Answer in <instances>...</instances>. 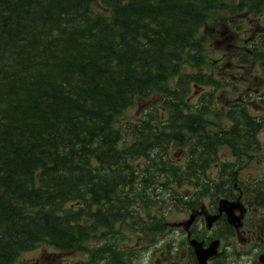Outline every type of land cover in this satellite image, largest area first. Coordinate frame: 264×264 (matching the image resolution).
Returning a JSON list of instances; mask_svg holds the SVG:
<instances>
[{
  "label": "trees",
  "instance_id": "16d2710c",
  "mask_svg": "<svg viewBox=\"0 0 264 264\" xmlns=\"http://www.w3.org/2000/svg\"><path fill=\"white\" fill-rule=\"evenodd\" d=\"M95 1L104 11L93 10ZM261 1L231 7L228 0H0V264H14L40 244L85 251L84 264H120L119 246L90 248L86 241L124 223L148 235L165 229L155 216L140 218L142 205L129 209L131 195L120 194L138 176L131 160L147 159L142 184L154 168L167 179L193 181L218 147L246 151L261 124L244 104L228 108L229 129L209 122L217 114L213 95L225 87L184 66L203 62L199 30L218 24L216 14L259 15ZM252 51V59L263 58ZM191 82L213 89L197 105L187 100ZM154 92L169 109L167 127L154 131L146 122L119 148L115 118ZM172 141L189 145L185 169L164 156ZM135 196L144 194L137 189Z\"/></svg>",
  "mask_w": 264,
  "mask_h": 264
},
{
  "label": "rangeland",
  "instance_id": "374dc122",
  "mask_svg": "<svg viewBox=\"0 0 264 264\" xmlns=\"http://www.w3.org/2000/svg\"><path fill=\"white\" fill-rule=\"evenodd\" d=\"M249 25L250 26H248V32L246 35L247 38L254 31H256L257 33L262 30L264 26V16H260L258 19L250 21ZM229 41H231L232 43L228 42L229 44L227 43L225 45L226 41L223 39L220 32H218L217 30H213L209 34L208 43L206 45L210 61H213L215 66H207L203 68L202 71L211 72L212 74L217 76L220 81H225L226 79L230 78V73L226 72V69H229L227 63L234 60L236 56V49L233 46L234 39ZM250 42H257L256 37L255 39L253 38L252 40H250ZM190 70L192 69L189 68V71ZM248 74L249 73H246V76ZM257 75H261L260 72H257ZM241 79L245 81V79ZM253 79L254 80L250 82L246 81L243 86L245 88L249 87L251 90L257 88L258 92H264V76H262V78L253 77ZM231 81L233 84L240 83V79H232ZM209 89L210 88L208 86L198 88L194 87V85L191 84V96L189 97V100L196 103L200 99L201 95ZM226 92L227 91H224L223 94ZM235 94L236 95L233 94L232 98L240 97V95H238L237 93ZM232 98H227L225 95H219L218 100L220 102V105H222L226 100ZM257 99L258 96H256V94L252 92L251 101L254 102L255 105H249V109L255 116L261 117L264 115V110L257 102ZM159 100L160 98L156 96L146 100L139 99L128 110H126L119 119H117L116 126L122 129L125 139L130 140V135L126 129V125L128 122L138 121L142 119L146 113L154 109H160L163 111V109L159 107ZM261 139L264 144V130L261 132ZM171 154L177 161L184 159L183 157L185 156L184 151L179 150L176 146L171 149ZM219 155L224 161H226L227 159L230 161L233 158L231 156L230 150H228L227 148H222L219 151ZM241 174L243 177L247 178L262 176L264 174V154L257 153L256 156L247 163V166H245V168L241 171ZM187 190V188L181 189L182 192H186ZM159 191L160 189L157 190V193ZM153 198H158V195H153ZM152 201L156 203V207H161V209H159V214L167 211L166 213L168 226L165 233H158L152 237L150 235L143 234L141 232L140 226H138V228L136 229L134 227H129L126 223H124L117 226L116 230L118 231V233L116 234V237L109 240L110 242L118 244L121 248L128 249L132 252L133 259L128 264H156V257L159 256L157 252H160V250H155V248L159 245L160 241L163 238L167 240L169 237H176L180 241V243L183 244L181 241V231H179V229H177L176 227L171 226L170 224L175 223L182 218H186L187 213L180 212V210L175 209L174 211H172V213H169L168 211L171 207H166V204L170 203L169 196L157 200L152 199ZM208 203H211V201H208V199L203 200V204L208 205ZM257 210V208H254L251 212L250 218L246 219V224L248 227L260 226ZM90 242H92V244L103 243V241L99 239H93ZM86 259V256H84V254L79 251L72 250L57 252L46 244H40L39 246L31 250L22 252L15 264H78L79 261Z\"/></svg>",
  "mask_w": 264,
  "mask_h": 264
},
{
  "label": "flooded vegetation",
  "instance_id": "af4514ba",
  "mask_svg": "<svg viewBox=\"0 0 264 264\" xmlns=\"http://www.w3.org/2000/svg\"><path fill=\"white\" fill-rule=\"evenodd\" d=\"M212 204L207 209L203 207V213L200 214L199 222L195 225L197 229L194 230L195 238L201 241L204 247H207L215 238L219 240L217 251L209 257L206 264H264L258 260L259 255L264 253V228L246 227V223L237 227L236 223L235 225L230 224L226 216L222 215L212 228L206 229L205 216L208 212H218V204ZM202 221L205 228L200 227ZM259 239L261 243L256 245ZM188 242L189 239H186V245L173 247L176 256L170 252V248L162 247L159 252L161 256L156 257V263L199 264L194 249Z\"/></svg>",
  "mask_w": 264,
  "mask_h": 264
},
{
  "label": "water",
  "instance_id": "95a60500",
  "mask_svg": "<svg viewBox=\"0 0 264 264\" xmlns=\"http://www.w3.org/2000/svg\"><path fill=\"white\" fill-rule=\"evenodd\" d=\"M191 222V220L188 221V224ZM196 245V249L198 252H200V246L198 244H195ZM211 254V251L208 250V251H201L200 252V255H199V258H200V261L201 263H205L206 259L209 257V255Z\"/></svg>",
  "mask_w": 264,
  "mask_h": 264
}]
</instances>
